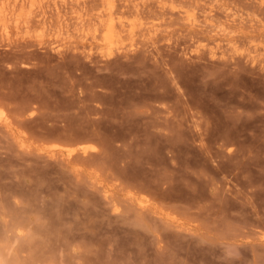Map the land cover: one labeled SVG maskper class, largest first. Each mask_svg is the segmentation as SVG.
<instances>
[{
    "label": "rangeland",
    "instance_id": "rangeland-1",
    "mask_svg": "<svg viewBox=\"0 0 264 264\" xmlns=\"http://www.w3.org/2000/svg\"><path fill=\"white\" fill-rule=\"evenodd\" d=\"M96 1L0 28V264H264V0Z\"/></svg>",
    "mask_w": 264,
    "mask_h": 264
},
{
    "label": "bare ground",
    "instance_id": "bare-ground-1",
    "mask_svg": "<svg viewBox=\"0 0 264 264\" xmlns=\"http://www.w3.org/2000/svg\"><path fill=\"white\" fill-rule=\"evenodd\" d=\"M41 1H45V0H41ZM103 1V5L101 6L100 4H99V2H97L96 1V3H95V6H96V10H94V11H96L95 13H94V17L96 18V19H102L103 21H104V23H105V26H106V34H107V37H106V44L108 45L113 39H118V37L120 36L119 35V33L117 32V28H118V23L119 24H121V22H117V18H115L113 15H114V11H113V9L112 8H114L113 7V5H115L114 3H118L120 0H116V2H114V3H112L110 0H101L100 2H102ZM141 1V0H140ZM40 2V1H39ZM41 3H43V2H41ZM46 3V2H45ZM44 3V4H45ZM43 4V5H44ZM101 6L100 8H99V5ZM144 4V3H143ZM42 5V4H41ZM52 5H53V2H52ZM136 5H140V4H136ZM135 5V6H136ZM35 6V0H0V28H3V30H4V33H7V28H8V26H10L9 25V22L11 23V24H13V25H15L16 26V28L18 27V25H19V23H23V24H28L30 21L32 22V20H35V17H37V15L33 18V16L31 17L32 18V20L29 18V15H30V12L32 11L31 9L33 8ZM48 6V5H47ZM50 6V5H49ZM44 7V6H43ZM42 7V8H43ZM53 7V6H52ZM56 7V6H55ZM79 7V6H78ZM35 8H36V6H35ZM39 8V7H38ZM42 8H40V9H42ZM45 8V7H44ZM135 8V7H134ZM140 8H141V6H140ZM140 8H138V9H140ZM56 11L58 12L59 10H58V7H56ZM86 9V8H85ZM93 9V8H92ZM92 9H91V12H93L92 11ZM115 9V8H114ZM135 9H137V7L135 8ZM135 9H133L134 11H136ZM141 10V9H140ZM88 11V10H87ZM141 11H144V9L143 10H141ZM43 13H44V9H43V11H42ZM81 12V11H80ZM80 12L78 13V14H80ZM31 13H34V12H31ZM47 13V12H46ZM75 13V12H74ZM77 13H75V14H77ZM117 13V12H116ZM136 13V12H135ZM134 13V14H135ZM139 13H140V11H139ZM81 14H83V13H81ZM79 15L78 17L79 18H82V15ZM144 13H142V15H143ZM35 15V14H34ZM48 15V14H47ZM84 15V14H83ZM139 14L137 13V16H138ZM140 15H141V13H140ZM60 16H61V14H60ZM85 16V15H84ZM115 16H116V14H115ZM118 16V15H117ZM47 17V16H46ZM63 17V16H62ZM87 17V16H86ZM139 17V16H138ZM28 18L30 19V21L28 22ZM50 18V17H49ZM61 18V17H60ZM59 18V19H60ZM91 18V17H90ZM89 18V19H90ZM141 18V17H140ZM139 18V19H140ZM46 20L48 19V17L47 18H45ZM83 19H84V17H83ZM43 20H44V18H43ZM84 21V20H83ZM28 22V23H27ZM30 22V23H31ZM46 22V21H45ZM45 22H43V23H45ZM51 22V21H50ZM36 23V22H35ZM47 23H49L48 22V20H47ZM49 24H51V23H49ZM44 25H46V24H44ZM141 25H143V24H141ZM27 27V26H26ZM22 28H24V27H22ZM21 28V26H20V29H19V27H18V30H21L22 29ZM43 28V27H42ZM140 28H142L141 26H140ZM9 29V31H10V28H8ZM96 29V28H95ZM96 31H98V30H96ZM133 31V30H132ZM130 36V35H129ZM120 39V38H119ZM130 39V38H129ZM119 41V40H118ZM104 45V44H103ZM112 45V44H111ZM119 45V44H118ZM107 48V47H106ZM111 49V48H110ZM112 51V50H111ZM2 123V122H1Z\"/></svg>",
    "mask_w": 264,
    "mask_h": 264
}]
</instances>
